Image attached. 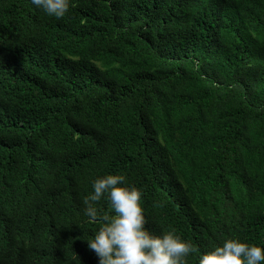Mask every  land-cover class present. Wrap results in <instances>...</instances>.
<instances>
[{"label":"trees","instance_id":"16d2710c","mask_svg":"<svg viewBox=\"0 0 264 264\" xmlns=\"http://www.w3.org/2000/svg\"><path fill=\"white\" fill-rule=\"evenodd\" d=\"M70 5L0 0V264H98L83 201L105 174L185 264L264 247V0Z\"/></svg>","mask_w":264,"mask_h":264},{"label":"clouds","instance_id":"9594fccd","mask_svg":"<svg viewBox=\"0 0 264 264\" xmlns=\"http://www.w3.org/2000/svg\"><path fill=\"white\" fill-rule=\"evenodd\" d=\"M47 16L63 18L70 9V0H30ZM91 192L84 198V215L100 227L87 239V246L98 257V264H185L195 249L174 229L157 235L147 223L141 206V192L125 183L121 174H105L91 183ZM106 198L111 215L102 214L97 202ZM264 247L240 241L224 240L198 257L197 264H260Z\"/></svg>","mask_w":264,"mask_h":264}]
</instances>
